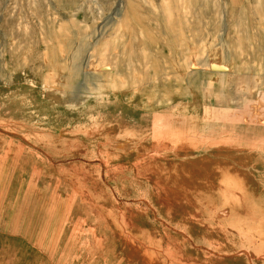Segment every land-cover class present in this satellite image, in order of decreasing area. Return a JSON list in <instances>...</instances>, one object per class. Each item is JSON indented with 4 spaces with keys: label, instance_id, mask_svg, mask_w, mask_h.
I'll return each instance as SVG.
<instances>
[{
    "label": "rangeland",
    "instance_id": "374dc122",
    "mask_svg": "<svg viewBox=\"0 0 264 264\" xmlns=\"http://www.w3.org/2000/svg\"><path fill=\"white\" fill-rule=\"evenodd\" d=\"M262 58L264 0H0V264H264L199 118Z\"/></svg>",
    "mask_w": 264,
    "mask_h": 264
},
{
    "label": "crops",
    "instance_id": "0c3cea01",
    "mask_svg": "<svg viewBox=\"0 0 264 264\" xmlns=\"http://www.w3.org/2000/svg\"><path fill=\"white\" fill-rule=\"evenodd\" d=\"M246 31H249L246 29ZM253 31V30H252ZM258 74L232 66V105L200 106V122L214 138L232 140V180L253 179L264 165V59ZM203 102L204 97L201 95ZM236 193H232L234 195Z\"/></svg>",
    "mask_w": 264,
    "mask_h": 264
},
{
    "label": "bare ground",
    "instance_id": "6f19581e",
    "mask_svg": "<svg viewBox=\"0 0 264 264\" xmlns=\"http://www.w3.org/2000/svg\"><path fill=\"white\" fill-rule=\"evenodd\" d=\"M172 187V186H171Z\"/></svg>",
    "mask_w": 264,
    "mask_h": 264
}]
</instances>
